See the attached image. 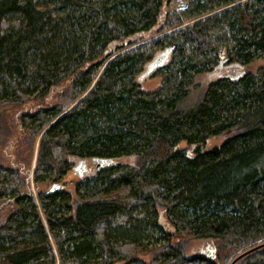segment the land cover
I'll list each match as a JSON object with an SVG mask.
<instances>
[{
    "label": "trees",
    "instance_id": "1",
    "mask_svg": "<svg viewBox=\"0 0 264 264\" xmlns=\"http://www.w3.org/2000/svg\"><path fill=\"white\" fill-rule=\"evenodd\" d=\"M162 52L159 85L145 91L137 77ZM263 56L264 0H0V147L7 111L35 102L17 118L20 146L40 136L34 182L60 181L72 159L109 160L76 185V201L22 191L0 160V199L16 207L0 227V264H146L142 253L149 264H229L263 243L264 66L219 76L185 104L197 75ZM126 157L135 164L117 162ZM201 239L214 241L213 260L186 255ZM237 264H264V248Z\"/></svg>",
    "mask_w": 264,
    "mask_h": 264
},
{
    "label": "rangeland",
    "instance_id": "2",
    "mask_svg": "<svg viewBox=\"0 0 264 264\" xmlns=\"http://www.w3.org/2000/svg\"><path fill=\"white\" fill-rule=\"evenodd\" d=\"M183 3L184 0H174V7L178 9ZM153 37L156 36H152V34L143 35L144 40L152 39ZM167 61L168 56L164 55V53L162 52L158 53L146 65L143 72L137 77V81L143 90L151 91L158 87L160 77L155 76L154 72L160 67L164 66ZM261 66H264V56L246 66L232 65L228 67L225 65H221L218 68L214 69L212 72L199 74L195 77L194 85L190 88V95L185 104L191 106L196 103L206 85L217 77L225 75L233 78L243 72H253ZM35 106V102H28L18 108L7 111L5 120L8 121V124H12L13 122L14 127L10 138L2 147H0V160L4 165L14 167L19 170L24 180L22 191L30 192L36 198V196L40 192H47L50 187L55 184L58 186L56 191L61 190L63 192H66L71 196L72 201H76V185L79 182L86 180L85 178L94 177L96 175L95 167L89 160H84L85 172H81V177H79L73 170L78 168L81 160L72 159L70 170L60 181L53 182V180L51 179H48L42 183H36L33 181V171L35 168L38 141L40 136L36 138L35 142L33 143V147L30 150L28 146H20L21 141H23L25 137V133H23L21 127L18 125L17 118L21 112H24L27 109H34ZM227 136L228 134H224L218 137L209 138L206 143L200 145L199 147L201 150H207L214 146H218ZM179 148L185 149L186 154L190 156L193 155L195 150V146H187L185 142H180ZM117 162L119 164L133 166L135 164V157L122 158ZM15 210L16 207L11 198L6 197L0 199V227L4 224L7 217ZM159 217L161 224L165 222L167 226H170L166 221L164 211H160ZM157 236L158 235L156 234L155 237ZM160 243L164 242L160 241ZM214 244V241H211L209 239L191 240L188 244L186 255L189 257L195 255L205 256L204 251L206 250V248L209 246L215 247ZM232 257L233 256H229V258L224 260V262H221V264H228L230 258ZM138 258L146 264H149L152 257L147 253H142L138 255ZM114 264H124V262H115Z\"/></svg>",
    "mask_w": 264,
    "mask_h": 264
},
{
    "label": "water",
    "instance_id": "3",
    "mask_svg": "<svg viewBox=\"0 0 264 264\" xmlns=\"http://www.w3.org/2000/svg\"><path fill=\"white\" fill-rule=\"evenodd\" d=\"M164 55L168 56V52H163ZM91 162L93 163V166L95 167L96 171H101L105 168H107L109 166V160H101V159H91ZM81 167V169H80ZM80 169V170H79ZM85 172V166H84V160L80 161V165L78 166V168L75 169V173H77V175L79 177H81V172ZM58 188L57 185H52L50 187V189L47 191V193H51L53 191H55ZM163 228L166 230V232L171 233L173 230L171 227L167 226V224L164 222L162 223ZM264 248V242L260 243L256 246L250 247L248 249H246L245 251H242L240 253H238L231 261L229 264H237L241 259H243L244 257H247L248 255L260 250ZM204 254L207 258H209L210 260H213L215 257V247L214 246H209L206 248V250L204 251Z\"/></svg>",
    "mask_w": 264,
    "mask_h": 264
},
{
    "label": "flooded vegetation",
    "instance_id": "4",
    "mask_svg": "<svg viewBox=\"0 0 264 264\" xmlns=\"http://www.w3.org/2000/svg\"><path fill=\"white\" fill-rule=\"evenodd\" d=\"M74 170V172H75V169H73ZM59 191H61V190H59Z\"/></svg>",
    "mask_w": 264,
    "mask_h": 264
}]
</instances>
